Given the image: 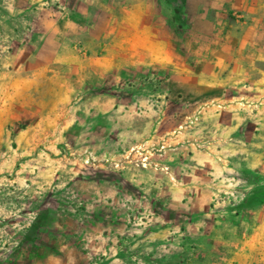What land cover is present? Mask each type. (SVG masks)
<instances>
[{"label": "rangeland", "instance_id": "obj_1", "mask_svg": "<svg viewBox=\"0 0 264 264\" xmlns=\"http://www.w3.org/2000/svg\"><path fill=\"white\" fill-rule=\"evenodd\" d=\"M80 7L0 0V264H264V246L256 263L233 245L264 207V120L243 135L235 117L183 99L172 78L187 57L168 62L163 42L158 60L131 52L94 75ZM72 51L88 56L82 76L52 61Z\"/></svg>", "mask_w": 264, "mask_h": 264}, {"label": "crops", "instance_id": "obj_2", "mask_svg": "<svg viewBox=\"0 0 264 264\" xmlns=\"http://www.w3.org/2000/svg\"><path fill=\"white\" fill-rule=\"evenodd\" d=\"M75 1L81 6L79 13L88 14L93 23L87 34L98 44L95 56L90 55L89 69L94 75L119 69L118 59L127 60L132 53L143 60L146 56L158 60L163 42L168 62L176 65L178 55L187 57L181 64L182 72H174L172 78V84L180 88L183 99L200 106L212 105V110L220 117H235L239 122L234 129L240 134L253 137L262 134L252 121L254 118L264 120L262 0ZM90 5L104 10H99L100 16H97L88 11ZM116 6L124 10L120 20L113 18L112 9ZM166 7L169 10H165ZM178 15L182 25L176 22ZM119 22L122 27L114 32V23ZM64 23L66 35H70L71 40H79L83 29L67 17ZM55 28L53 22L48 23L45 34L55 38L58 33ZM56 51L63 49L58 46ZM61 57L52 61L71 62V70L77 76L86 71L83 61L88 58L87 54L72 51L69 57ZM240 107L257 109L246 115L241 111L233 114L236 109L244 110ZM258 221L253 231L248 235L243 233L239 241L233 242L240 257L248 249V257H255L256 263L259 250L264 246V207Z\"/></svg>", "mask_w": 264, "mask_h": 264}, {"label": "trees", "instance_id": "obj_3", "mask_svg": "<svg viewBox=\"0 0 264 264\" xmlns=\"http://www.w3.org/2000/svg\"><path fill=\"white\" fill-rule=\"evenodd\" d=\"M3 24L7 25V24H8V20H6V21L3 20ZM30 24H31V23H30ZM178 24H181V21H180V23H178ZM181 25H182V24H181ZM26 32H29V33H30V36L33 37V33L30 31V27H26ZM41 219H42V216L38 215V216L34 219V221L32 222L31 226H32V227H34V226L37 227V224H39V222L41 221Z\"/></svg>", "mask_w": 264, "mask_h": 264}]
</instances>
